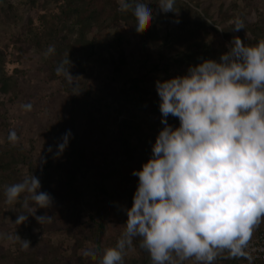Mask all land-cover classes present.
<instances>
[{
    "label": "rangeland",
    "instance_id": "rangeland-1",
    "mask_svg": "<svg viewBox=\"0 0 264 264\" xmlns=\"http://www.w3.org/2000/svg\"><path fill=\"white\" fill-rule=\"evenodd\" d=\"M152 8L157 47L141 38L117 0H0V264H100L125 227L138 182L132 172L163 127L156 80L186 72L176 58L188 45L217 53L233 38L264 40V0H176L167 13L153 0ZM237 20L244 28L235 31ZM117 31L126 38L122 48L112 43ZM61 63L72 83L56 72ZM168 121L179 124L171 115ZM12 130L15 143L8 140ZM121 141L134 150L131 158L119 153ZM32 174L53 197L51 207L36 210L51 216L43 223L32 215L34 204L22 206L26 193L13 204L4 194ZM21 212L32 214L19 224ZM261 228L264 219L253 233ZM141 239H133L124 264H152ZM92 244L97 255L84 256ZM241 260L225 249L212 264Z\"/></svg>",
    "mask_w": 264,
    "mask_h": 264
},
{
    "label": "clouds",
    "instance_id": "clouds-1",
    "mask_svg": "<svg viewBox=\"0 0 264 264\" xmlns=\"http://www.w3.org/2000/svg\"><path fill=\"white\" fill-rule=\"evenodd\" d=\"M118 10L130 12L141 31L154 16L153 0H117ZM161 12H175L176 0H155ZM244 28L237 20L233 30ZM50 46L48 52H54ZM66 63V62H64ZM64 63L56 68L72 83ZM161 112L160 128L151 155L134 169L138 177L133 202L127 207L125 227L113 246L103 249L100 264H124L126 250L135 237L152 264H182L195 257L212 264L220 251L248 257L253 230L264 219V40L245 44L233 38L220 58H204L183 74L156 80ZM30 108L31 105H25ZM177 117L178 125L169 123ZM70 130L59 153L67 147ZM15 130L8 140L18 141ZM51 150V149H50ZM57 153V154H59ZM32 174L4 189L6 202L35 205L34 214L21 212V224L36 216L43 223L50 215L53 197L41 191ZM30 244L25 240L24 247ZM92 244L84 256L97 255ZM175 254V256H174Z\"/></svg>",
    "mask_w": 264,
    "mask_h": 264
},
{
    "label": "trees",
    "instance_id": "trees-1",
    "mask_svg": "<svg viewBox=\"0 0 264 264\" xmlns=\"http://www.w3.org/2000/svg\"><path fill=\"white\" fill-rule=\"evenodd\" d=\"M99 11L100 10H98V12ZM77 12L80 14V10ZM93 13H95V8L93 9ZM93 13L91 12V14H93ZM127 16L130 17L131 20H133L132 22L134 24L136 23L135 17L130 12L127 13ZM138 33L140 34L141 38L144 39L145 42L150 40L151 41L150 43L154 44L157 47V43L160 40L157 41V35H156V31H155L153 24H150V22H149ZM124 41L126 42V38L121 36L120 31H117V34H115L112 43H114V45L122 48V45H124ZM145 42H143V43H145ZM161 42H162L164 47L170 46V43H168V37L167 36H165V38L162 39ZM222 53H223L222 51L214 53L213 50L208 47V45L200 46L199 44L195 43L193 45L186 46L183 51L178 53L179 57L176 58V64L178 66L184 67L185 71H187L189 65L199 63L201 59L209 58V57L215 58L218 60ZM161 57H163V56H161ZM163 58H161V59H163ZM165 67H166L165 64H163L164 70H166ZM117 144H118L117 149H118L120 154H123L126 158L132 157L134 150H132V148L130 146H128V144L126 142L121 141V142H118ZM132 202H133V200L131 199L129 201V204H130L129 206H131ZM259 232L264 233V228H261L259 231L255 232L253 234H256ZM249 263H251V261H249L247 257H242V260L239 261L238 263H235V264H249Z\"/></svg>",
    "mask_w": 264,
    "mask_h": 264
},
{
    "label": "built area",
    "instance_id": "built-area-1",
    "mask_svg": "<svg viewBox=\"0 0 264 264\" xmlns=\"http://www.w3.org/2000/svg\"><path fill=\"white\" fill-rule=\"evenodd\" d=\"M228 50V47L226 48L225 52ZM249 252V255L251 259L248 260L251 261L249 264H264V233L259 232L256 234H253L249 247L247 249Z\"/></svg>",
    "mask_w": 264,
    "mask_h": 264
}]
</instances>
